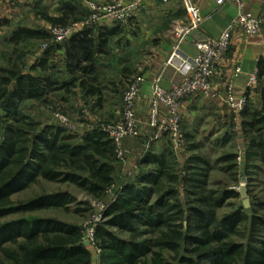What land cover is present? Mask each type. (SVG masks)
Listing matches in <instances>:
<instances>
[{
	"label": "trees",
	"instance_id": "16d2710c",
	"mask_svg": "<svg viewBox=\"0 0 264 264\" xmlns=\"http://www.w3.org/2000/svg\"><path fill=\"white\" fill-rule=\"evenodd\" d=\"M60 16L41 18L53 24L65 25L69 16L76 21L88 16L80 0L75 4L61 0ZM96 31V33H94ZM118 26L85 29L62 44H51L37 56L30 72L22 73L19 58L0 68V219L22 216L47 209H65L74 199L67 193H44L26 201H14L12 196L29 189L39 181L74 186L94 199H100L113 184L115 154L111 141L102 132L73 137L60 126H41L20 111L21 103L46 98L57 89L78 83L86 95H101L98 82L99 57L109 56L112 39ZM26 41L50 42L42 29L16 27L9 36L13 47ZM63 50L62 62L70 81L60 82L49 72L54 54ZM258 79H264V60L257 62ZM260 111H243V128L247 145L243 156L245 170L264 165V93ZM124 148V143H123ZM173 153H148L141 165H150L133 182L122 186L118 197L104 214L107 220L99 227L97 238L101 250L113 253L119 261L103 264H145L142 257L150 247L174 254L175 264H264V203L256 202L248 210L241 207L215 222L214 211L223 202L238 198L234 191L207 190L208 163L189 158L186 174L179 179L172 164ZM229 163L237 157L225 156ZM236 164L228 166L233 169ZM182 184L192 196L183 208L169 201L177 196L174 188L165 185ZM264 190V185H263ZM212 210V211H209ZM185 223V225H184ZM160 234L157 242H126L107 227L120 232ZM241 239V242L232 240ZM80 227L53 218H14L0 225V264H91L89 252L80 243ZM150 246V247H149ZM154 254H152L153 256Z\"/></svg>",
	"mask_w": 264,
	"mask_h": 264
},
{
	"label": "rangeland",
	"instance_id": "374dc122",
	"mask_svg": "<svg viewBox=\"0 0 264 264\" xmlns=\"http://www.w3.org/2000/svg\"><path fill=\"white\" fill-rule=\"evenodd\" d=\"M57 1L58 12L61 7V0ZM65 1L75 4V0ZM49 3L47 1L46 4ZM39 9L35 11V19L33 20L35 22L33 25L37 27L42 24V20L49 24V28L55 25L67 26L78 22L76 20L79 16L75 14L68 17L65 25L53 24L40 18V15L43 16L49 13L47 8L45 7L43 9L39 7ZM137 14V17L135 16L132 19L133 26L130 25L129 33L122 31L120 34H124L122 37L112 39L108 49L109 56L99 57L98 59V82H100V86H95V88L101 90L99 98L98 96L86 95V93L81 91L78 83H76L74 86H69L66 89H57L46 98L44 103L25 101L21 103L20 111L37 121L41 126H60L66 134L78 138L87 133L101 132V125L116 123L121 115L122 96L128 82L141 73L143 62L147 59L149 52L157 45L154 40H151L154 31L157 30L154 19H151L150 15L145 16L142 11H138ZM180 18L182 19L181 14ZM136 20L138 23H136ZM126 38H129L127 44H125ZM115 41L118 43L114 44L113 42ZM50 45L51 43L49 41H26L17 47H13L9 43V37L0 38V68L7 66V60L10 64H13L15 59L19 58L20 62L17 66H20L22 73H29V67L33 61L35 62L37 56H40L43 51V46L47 48ZM61 58V56L54 57L53 63L51 64L53 69L49 73L60 82L70 81L71 76L63 69L64 66ZM120 61L127 64L123 69L117 66V62ZM113 70L114 74L112 75L110 72ZM38 73L39 71H34L32 74ZM119 74H125L126 77L119 79ZM111 81L113 83L109 86L108 84H111ZM261 88L262 86H259L258 89L261 90ZM262 96L263 92H261V99L259 101L254 99L253 96L249 99L247 98L244 111L247 113L260 111L263 100ZM55 114L65 118L66 126L59 124L54 117ZM142 115L143 118H148V109ZM1 116L2 111L0 110ZM135 116L137 119L136 110ZM243 119L242 116L241 122L236 127V130L225 106L221 103H209L199 99H195L191 107L187 106L181 111V129L185 139V146L180 153L172 155V164L179 179L182 180L187 176L186 166L189 158L198 156L206 160L209 164L206 180L207 190L214 192L223 190L234 191L238 195V198L224 201L223 206L214 211L215 222L217 223L232 214L239 207L245 211L256 202L264 203V165L257 163L258 169L245 170L243 164V156L247 145V133L243 128ZM143 121L145 120L143 119ZM152 134H148L145 137L138 136L130 138L125 141L127 144L125 143L124 145L125 152L123 160H117L115 158L113 184L105 191L100 199L96 200L84 191L68 184L39 181L29 189L13 195L12 200L22 202L44 193L62 192L69 194L74 201L67 205V210L60 208L47 209L22 216L7 217L0 219V225L14 218L48 217L76 225L80 227L81 233L92 229L94 230L95 247L91 248L87 244H83L84 248L90 254L91 264H96L94 260L96 250H100L98 264H103L105 261H119V257L113 253L100 249L98 246L97 232L99 227L107 220V218H104V214L110 204L120 194L122 186L126 183L133 182L143 170L150 166L141 165L140 159L148 153L161 155L166 151H171L170 144L165 137L149 142ZM227 155L236 156L235 163H229L225 158ZM233 164H236L234 170L228 169V166H232ZM165 185L176 189L178 192L177 196L170 198L169 201L179 202L184 209L190 205L192 196L185 191V187L182 184L169 185L165 183ZM241 189L245 192L248 209H245L242 205V199L240 197ZM209 211L212 210L209 209ZM259 214L264 216V210L260 211ZM136 227L138 231L134 234L120 232L111 227H107L106 230L126 242L139 243L151 241L154 244L160 237V234L156 232L142 234L140 232L143 231V227ZM232 240L241 242V239L237 237H232ZM150 248V252L154 255L147 254L142 257L141 260L145 264H175L174 254L159 248Z\"/></svg>",
	"mask_w": 264,
	"mask_h": 264
},
{
	"label": "built area",
	"instance_id": "2783aa9c",
	"mask_svg": "<svg viewBox=\"0 0 264 264\" xmlns=\"http://www.w3.org/2000/svg\"><path fill=\"white\" fill-rule=\"evenodd\" d=\"M88 11V16L82 20L67 26H51L48 30L50 43L59 45L70 39L73 35L85 29L100 28L102 24L125 25L130 22L138 10L150 1L161 3H178L182 6L186 24L175 28L176 45L169 55L165 67L172 68L182 77V81L165 90L157 79L150 90L148 126L153 130L149 142L167 138L171 152L174 155L180 153L185 146V139L181 129V107L185 100L198 97L205 102L221 100L230 118L236 127L239 126L242 113L246 106L247 95H238L235 91V81L241 74L240 67L235 68L219 91L213 85L217 65L223 60L230 46L231 35L235 29H239L244 38H261V20L244 12L245 4L242 0H211L216 6H222L227 2L236 5L239 13L236 18L222 31L219 37L207 39L194 44L195 54L187 56L180 50L185 37L196 30L202 23L197 1L205 0H116L102 5L95 4L91 0H81ZM46 47L43 46V50ZM259 59L264 60V39L260 43ZM258 84V70L253 71L248 77L247 87L252 88ZM140 78L135 77L128 82L122 96L120 120L116 123L100 126V131L111 141L117 160H123V142L126 139L139 136V123L135 116L136 101L139 96ZM59 124L66 126L63 116L55 114ZM80 243L95 247L94 230H86L81 233ZM99 252L94 253L95 263H99Z\"/></svg>",
	"mask_w": 264,
	"mask_h": 264
},
{
	"label": "crops",
	"instance_id": "0c3cea01",
	"mask_svg": "<svg viewBox=\"0 0 264 264\" xmlns=\"http://www.w3.org/2000/svg\"><path fill=\"white\" fill-rule=\"evenodd\" d=\"M47 1H49L51 5H49L50 3L46 4ZM91 1L95 4L102 5L112 3L116 0ZM242 1L245 4L244 12L261 20L262 37L244 38L240 30L235 29L231 35L228 51L226 52L223 60L217 65L216 74L212 82L213 85L217 86L220 91L226 81L233 75L235 68L240 67L241 74L235 81L236 93L238 95L245 93L248 99L253 96L254 99L259 101L261 99V92L264 93V79L260 77L258 79V84L252 88L247 87V82L249 75L253 73V71L257 70V62L260 60V43L261 40L264 39V0ZM81 4L83 8H85L82 1ZM196 5L199 8L203 21L196 30L191 31L185 37L184 42L180 46L181 52L187 56H193L195 54V43L219 37L222 31L232 22L234 18L237 17L239 13L236 5L232 2H227L222 6H216L213 1L205 0L197 1ZM39 7H42L43 9L46 7L49 12L47 14L49 17L60 16V12H57V0H0V38L9 37L12 30L16 27L29 29L39 28L48 32L49 24L44 20L41 21L42 24L38 27L33 25V23H35L33 21L35 19L34 14L35 11L40 10ZM138 11H142L145 16L150 15L151 19H154L155 21V26L157 25V30L154 31V35L151 38V40H154L157 45L149 52L147 59L143 62V66L141 67V73L136 76L140 78V89L135 110L138 123L140 124L139 137H145L148 134L151 135L153 133V130L148 126V118L145 119L142 115L147 109L149 115L150 90L152 85L157 79H159L160 85L167 90L171 86L177 85L182 81L181 75L172 68L165 67V63L176 45L177 40L174 35V29L185 25L186 17L182 6L173 2H146ZM137 13L134 17H137ZM180 14L182 19L180 18ZM136 23H138L137 20ZM130 25L133 26V20L125 25H117L120 32L118 34L119 37L118 35L115 37H117V39L122 37L124 35L123 33L120 35L122 31L129 33ZM112 27H115V25L104 23L101 25L100 29ZM94 33H96V31H94ZM128 41L129 38H126L125 44H127ZM113 43L116 44L118 42L115 41ZM54 56L62 57L63 50L61 49L56 51ZM33 63L34 61L32 62V65ZM126 65V63H122L121 61L117 62V66L120 67V69H123ZM32 73L33 72H30L33 76L37 75ZM110 73L113 75L114 70ZM122 77H126L125 74H119V79ZM110 83L111 84H108L109 86H111L113 82L111 81ZM259 86H262L261 90L258 89ZM195 99L201 100L198 97H191L185 100L182 104L181 111H183L187 106L191 107ZM215 103H221L223 105L221 100H216ZM143 119L145 121H143ZM125 141L123 142L124 145L126 143Z\"/></svg>",
	"mask_w": 264,
	"mask_h": 264
},
{
	"label": "water",
	"instance_id": "95a60500",
	"mask_svg": "<svg viewBox=\"0 0 264 264\" xmlns=\"http://www.w3.org/2000/svg\"><path fill=\"white\" fill-rule=\"evenodd\" d=\"M240 197L242 199V205L245 209H248V202L247 200L245 199L246 195H245V192L243 189H241V192H240Z\"/></svg>",
	"mask_w": 264,
	"mask_h": 264
}]
</instances>
